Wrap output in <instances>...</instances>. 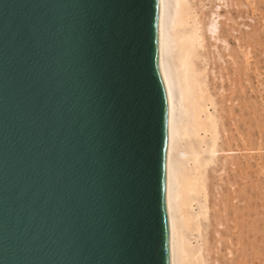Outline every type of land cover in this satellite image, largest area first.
<instances>
[{
    "label": "water",
    "instance_id": "obj_1",
    "mask_svg": "<svg viewBox=\"0 0 264 264\" xmlns=\"http://www.w3.org/2000/svg\"><path fill=\"white\" fill-rule=\"evenodd\" d=\"M159 0H0V264H169Z\"/></svg>",
    "mask_w": 264,
    "mask_h": 264
},
{
    "label": "bare ground",
    "instance_id": "obj_2",
    "mask_svg": "<svg viewBox=\"0 0 264 264\" xmlns=\"http://www.w3.org/2000/svg\"><path fill=\"white\" fill-rule=\"evenodd\" d=\"M210 1L158 2V55L170 105L169 264H257L262 154L250 127L251 82L250 95L238 94L241 8L238 0Z\"/></svg>",
    "mask_w": 264,
    "mask_h": 264
},
{
    "label": "rangeland",
    "instance_id": "obj_3",
    "mask_svg": "<svg viewBox=\"0 0 264 264\" xmlns=\"http://www.w3.org/2000/svg\"><path fill=\"white\" fill-rule=\"evenodd\" d=\"M238 1L241 8L239 15L236 18L239 30L238 35L240 36V48L238 52L240 67L238 69H243L241 73L243 92L240 90L238 94L241 93L242 95L244 93L241 97H244L247 94L250 95L249 92L251 91L248 88L250 85L249 82H251L253 92H251V98H248V100H252L253 114L250 127L253 129L252 134L255 150L258 149L256 153L263 155L257 158L256 180L258 184L260 183L257 190L262 191H257L255 196V210L258 219V257L256 258V262L257 264H264V0ZM209 5H213V2L210 0H208L207 6ZM225 60L226 66L230 69L228 63V61H230L229 57L226 56ZM245 69L249 70L246 72V75ZM248 75H250L249 81L247 79ZM241 97H239V100L242 102ZM240 105L238 106L237 112L240 111ZM248 111L245 108L246 115L248 114ZM261 232L263 233L261 234Z\"/></svg>",
    "mask_w": 264,
    "mask_h": 264
}]
</instances>
